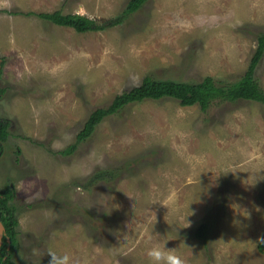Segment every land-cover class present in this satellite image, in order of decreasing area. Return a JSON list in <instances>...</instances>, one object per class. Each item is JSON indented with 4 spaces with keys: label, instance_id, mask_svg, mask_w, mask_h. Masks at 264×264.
Listing matches in <instances>:
<instances>
[{
    "label": "rangeland",
    "instance_id": "rangeland-1",
    "mask_svg": "<svg viewBox=\"0 0 264 264\" xmlns=\"http://www.w3.org/2000/svg\"><path fill=\"white\" fill-rule=\"evenodd\" d=\"M129 1L0 0V120L10 122L4 154L14 161L0 168V191L13 186L18 222L11 261L48 264L53 250L73 264H148L146 249L167 240L185 264H264L263 104L220 100L202 112L144 100L76 141L92 112L145 78L238 82L264 34V0H147L84 34L37 16L102 23ZM254 76L264 91V52ZM109 171L114 179L89 183Z\"/></svg>",
    "mask_w": 264,
    "mask_h": 264
},
{
    "label": "trees",
    "instance_id": "trees-1",
    "mask_svg": "<svg viewBox=\"0 0 264 264\" xmlns=\"http://www.w3.org/2000/svg\"><path fill=\"white\" fill-rule=\"evenodd\" d=\"M147 0H130L126 5L124 12L115 18H111L102 23H97L95 20L89 19L86 16L79 14H60L59 12L41 13L37 16L40 19L51 22L60 27L71 28L76 33L84 34L87 32H98L114 27L123 22L127 14L133 13L140 9ZM264 52V34L257 38V47L252 55L246 72L242 78L230 84L224 80H214L213 78H205L199 83H178L171 80L157 81L149 78L143 79L142 83L129 91L123 92L116 96L110 106L105 109H96L92 112L84 124L83 129L77 134V143L84 138L90 136L94 128L108 115L115 114L121 108L132 103H141L144 100H161L163 98H171L176 100L181 106L198 105L202 112H206L215 101L237 102L253 101L264 105V91L262 90L258 80L255 78V70L258 66L262 54ZM1 74V72H0ZM4 90L0 89V95ZM7 124L0 127L2 138L5 137V129ZM74 148V147H73ZM71 147V151L73 150ZM62 153V152H60ZM110 172V171H109ZM96 173L89 183L93 184L99 180H112L115 175L111 172ZM7 195L0 193V222L5 228L3 246L0 250V264H11L10 257L14 250V242L16 240L17 219L14 216L13 209L8 205ZM208 223H203L196 231V236L199 239H204L208 232ZM11 241V248L6 250L7 244L5 239ZM257 251L264 254V233L262 234L258 244ZM8 253V254H7Z\"/></svg>",
    "mask_w": 264,
    "mask_h": 264
},
{
    "label": "clouds",
    "instance_id": "clouds-1",
    "mask_svg": "<svg viewBox=\"0 0 264 264\" xmlns=\"http://www.w3.org/2000/svg\"><path fill=\"white\" fill-rule=\"evenodd\" d=\"M166 242L167 240H157L146 249V255L149 258L148 264H185V260L175 248L166 247ZM47 254L50 256L48 264H73L72 257L68 253L49 250Z\"/></svg>",
    "mask_w": 264,
    "mask_h": 264
},
{
    "label": "flooded vegetation",
    "instance_id": "flooded-vegetation-1",
    "mask_svg": "<svg viewBox=\"0 0 264 264\" xmlns=\"http://www.w3.org/2000/svg\"><path fill=\"white\" fill-rule=\"evenodd\" d=\"M2 95V94H1ZM3 124H7V127L5 129V132H6V135L4 138H2L1 136V133H0V168L2 169H5L7 170L6 168H8V164L10 163H14L13 162H8L6 160H8V158L5 157V154H4V144L7 142L8 140V136H9V128H10V122L8 120H0V127L3 125ZM1 130V129H0ZM17 151L19 152V148H17ZM17 152V153H18ZM11 168V167H10ZM0 193H4V195H7V199H8V205L11 209H13V212H14V216L16 218V210L14 209V207L16 206H13L14 203H15V197H16V193L14 191V188L12 185H8L5 187V189L3 191H0ZM17 219V218H16ZM1 223V222H0ZM1 225L3 226V224L1 223ZM17 225H18V222H17ZM17 227V226H16ZM16 227H15V230H16ZM3 235H2V238H1V246H0V250H1V247L3 246V238H4V232H5V228L3 226ZM6 241V244H7V248L6 250L9 251L10 248H11V241L9 240V238H6L5 239ZM18 242H17V239L15 240L14 242V248L17 246ZM14 253V250L13 252L11 253V256L13 255ZM8 254V253H7ZM10 263L13 264V262L11 261V257H10Z\"/></svg>",
    "mask_w": 264,
    "mask_h": 264
},
{
    "label": "water",
    "instance_id": "water-1",
    "mask_svg": "<svg viewBox=\"0 0 264 264\" xmlns=\"http://www.w3.org/2000/svg\"><path fill=\"white\" fill-rule=\"evenodd\" d=\"M1 63H2V61H1V59H0V69H1ZM3 226L1 225V223H0V246H1V238H2V235H3Z\"/></svg>",
    "mask_w": 264,
    "mask_h": 264
}]
</instances>
